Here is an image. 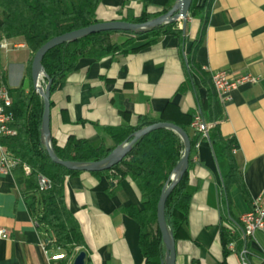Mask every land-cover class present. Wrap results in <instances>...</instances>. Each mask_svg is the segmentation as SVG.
Returning a JSON list of instances; mask_svg holds the SVG:
<instances>
[{
	"label": "crops",
	"instance_id": "crops-1",
	"mask_svg": "<svg viewBox=\"0 0 264 264\" xmlns=\"http://www.w3.org/2000/svg\"><path fill=\"white\" fill-rule=\"evenodd\" d=\"M150 2L146 10L153 13L175 0ZM142 9V0H102L97 16L109 20L127 10L137 16ZM3 16L0 9V23ZM199 26L200 20L188 14L182 39L165 34L133 53L80 58L50 93L51 140L62 146L72 136L98 147L105 140L103 128L134 125L143 115L191 130L192 117L201 115L200 104L212 91L210 72L258 76V82L232 90L224 103L213 88L223 115L219 131L236 141L232 153L247 196L235 185L228 192L222 188L227 163L216 161L208 141L198 142L189 171L187 223L175 242V264H240L242 251L250 264H264V232L244 238L240 222L255 199L264 205V0H213L200 43L193 49ZM125 37L115 33L110 39L121 42ZM145 39L137 37L136 43ZM30 60L22 37L0 34V84L27 91L32 85ZM106 144L111 141L106 139ZM26 176L17 169L0 173V229L8 232V238H0V264H56L51 258L64 249L37 225V210L27 206ZM113 184L88 172L65 180V202L84 238L79 252L86 253L84 264H144L138 225L120 210L142 209L139 191L126 177L109 194ZM224 233L231 238L225 245Z\"/></svg>",
	"mask_w": 264,
	"mask_h": 264
},
{
	"label": "trees",
	"instance_id": "trees-1",
	"mask_svg": "<svg viewBox=\"0 0 264 264\" xmlns=\"http://www.w3.org/2000/svg\"><path fill=\"white\" fill-rule=\"evenodd\" d=\"M213 0H192L188 14L200 20L198 37L193 42V49L200 43L206 19ZM102 0H0V9L4 12L0 23V34L4 38L22 37L29 48L31 60L37 49L49 39L79 29L95 22L104 21L97 16ZM143 9L137 16L130 10L117 14L109 20L144 22L165 13L170 6L165 5L159 11L149 13L146 8L150 0H142ZM178 22L160 25L146 33L123 31H102L90 34L76 41L63 43L49 50L42 59L47 76L52 80L50 93L73 70L78 60L83 57L100 59L113 53H133L158 41L165 34H172L182 39V30ZM115 33L126 35L121 42H112L110 36ZM146 36L141 43L136 38ZM28 76H30V66ZM12 113L11 127L16 134L0 138V143L9 155L17 161L13 169L23 172V166L29 168L26 176L25 201L31 211L37 210L35 221L43 225L50 233L55 244L64 249V255L56 264H67L75 254V248L84 246V238L79 224L67 208L64 196V184L67 177L82 171H72L51 161L40 141L42 100L32 85L25 91L22 87L9 89ZM51 104V101H50ZM202 120L207 124V136L193 127H182L188 134L190 154L188 168L175 185L165 203V221L171 230L175 242L181 236L187 223L191 195L187 191L189 171L193 167V155L200 141H208L216 161L226 162L228 169L222 173V184L226 192L235 185L246 198L247 193L235 164L232 148L236 146L233 138H224L218 127L223 119L222 111L212 86L205 103L200 104ZM205 113H207L205 117ZM160 120L148 116H139L134 125L103 128L105 140L98 147L88 141L68 137L64 145L58 146L51 140L52 148L62 160L90 162L102 159L116 145L122 143L134 131ZM106 139L111 144H106ZM182 142L172 131L156 129L139 138L126 156L108 170L88 172L95 177H105L114 183L107 189L113 194L119 181L128 177L140 194L142 209L134 206L121 207L120 210L131 217L138 225V246L144 257V264H159L164 252L159 231L156 226V204L161 189L171 170L182 155ZM50 181L46 190L38 189V176ZM223 234V233H222ZM225 234V233H224ZM227 244L231 238L223 235Z\"/></svg>",
	"mask_w": 264,
	"mask_h": 264
},
{
	"label": "water",
	"instance_id": "water-1",
	"mask_svg": "<svg viewBox=\"0 0 264 264\" xmlns=\"http://www.w3.org/2000/svg\"><path fill=\"white\" fill-rule=\"evenodd\" d=\"M191 2L192 0H175L174 4L165 13L144 22L135 23L123 20H104L95 22L79 29L65 32L49 39L44 44H42L34 53L30 66L32 87L34 91L41 97L43 105L40 125V141L51 161L65 167L68 170L82 172H98L108 170L114 165L118 164L126 156L131 147L139 138L156 129L170 130L180 138L183 146L182 155L165 181L156 204V226L164 248V252L160 258L159 264H175L176 260L175 239L171 230L166 224L164 210L167 197L188 168L190 141L187 132L181 126L172 122L158 121L131 133L127 139L116 145L102 159L90 162H78L62 160L58 158L51 145V135L49 128L50 87L52 80L47 76L43 69L42 59L44 55L55 46L63 43L73 42L90 34L102 31H123L139 34L146 33L163 24L178 22L180 23V29L184 35L188 18V10ZM85 258L86 253L84 251H80L73 258L72 264H84Z\"/></svg>",
	"mask_w": 264,
	"mask_h": 264
},
{
	"label": "built area",
	"instance_id": "built-area-1",
	"mask_svg": "<svg viewBox=\"0 0 264 264\" xmlns=\"http://www.w3.org/2000/svg\"><path fill=\"white\" fill-rule=\"evenodd\" d=\"M1 47H6V44H1ZM210 81L213 85V88L217 92L218 99L221 103L230 100V93L232 90L244 84H253L259 81L258 76L251 74H242L239 76H231L227 71L219 69L210 72ZM11 107V98L9 95V89L0 84V138L5 136H13L16 134L14 128L11 127L12 123V113L10 111ZM191 126L201 132L206 136L208 131V125L205 124L202 120V117L199 113H196L192 117ZM236 146L232 148V152L236 151ZM17 164V161L13 159L9 153L6 151L5 147L0 143V173L8 174ZM23 171L26 175L29 174V168L23 166ZM50 187V181L42 176H38V189L46 190ZM244 217V225L242 226V235L244 238L253 237L256 231L264 232V205L260 202L259 199H255L252 203V206L249 210L242 213ZM0 238H8V232L5 229H0ZM47 242H43V248ZM228 248L233 251L232 244H228ZM80 248H75L74 252L77 254ZM72 256V259L67 264H72V260L75 256ZM64 253L56 254L51 259L57 261L62 258ZM240 264H250L246 258L245 251L239 253Z\"/></svg>",
	"mask_w": 264,
	"mask_h": 264
},
{
	"label": "bare ground",
	"instance_id": "bare-ground-1",
	"mask_svg": "<svg viewBox=\"0 0 264 264\" xmlns=\"http://www.w3.org/2000/svg\"><path fill=\"white\" fill-rule=\"evenodd\" d=\"M212 84V83H211ZM213 86V85H212ZM240 222L242 225H244V217L242 216V214L240 215Z\"/></svg>",
	"mask_w": 264,
	"mask_h": 264
},
{
	"label": "rangeland",
	"instance_id": "rangeland-1",
	"mask_svg": "<svg viewBox=\"0 0 264 264\" xmlns=\"http://www.w3.org/2000/svg\"><path fill=\"white\" fill-rule=\"evenodd\" d=\"M111 40V39H110ZM112 41V40H111ZM112 42H115V41H112Z\"/></svg>",
	"mask_w": 264,
	"mask_h": 264
}]
</instances>
